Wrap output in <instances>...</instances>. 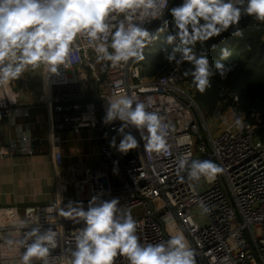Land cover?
I'll return each instance as SVG.
<instances>
[{
  "label": "built area",
  "instance_id": "obj_1",
  "mask_svg": "<svg viewBox=\"0 0 264 264\" xmlns=\"http://www.w3.org/2000/svg\"><path fill=\"white\" fill-rule=\"evenodd\" d=\"M168 7L169 0L161 19ZM96 57L88 38L81 35L69 63L61 66L58 74L39 67L40 100L50 121L47 140L55 178L54 199L24 209L18 204L0 206V264L19 261V252L6 241L14 233L16 215L28 218L26 209L34 210L32 215L39 217L44 228L52 226L64 234L58 247L51 250L49 264H69L70 250L75 246L74 232L82 225L56 212L49 214L45 209L61 200L64 204L69 200L82 201L86 208L94 195L104 199L119 197L126 209L142 206L141 215L133 216L140 222L138 235L142 241L156 243L183 229L196 249L197 264H264V141L257 135L263 123L262 113L253 112L256 117L253 123L229 106L232 114L241 117L242 125L237 126L233 117L214 135L207 113L199 107L194 91L186 88L188 83L179 67H171L157 77H145L137 61L112 68L109 62L98 61ZM89 69L99 76L98 99L87 100L86 90L79 82L82 70ZM126 92H135L141 99L153 97L149 110L159 111L165 117L170 155L146 150L139 131L132 127L126 131L137 138V149L124 155L110 146L113 137L119 143L117 129L122 122L102 123L107 108L105 97ZM22 94L20 79L0 88V120L14 124L17 113L28 115L19 107ZM226 110L216 113L219 119H223ZM67 127L96 130L101 141L99 153L104 158L102 165L92 166L82 175L74 170L70 177L64 173L65 158L56 132ZM104 136L107 142L102 140ZM32 141L22 134L14 142L0 145V158L11 157L17 148L31 155ZM185 152H190L194 159H212L225 171L211 181L192 182L178 165V157ZM201 201L212 209L209 213H202ZM117 264L128 261L118 257Z\"/></svg>",
  "mask_w": 264,
  "mask_h": 264
},
{
  "label": "clouds",
  "instance_id": "obj_2",
  "mask_svg": "<svg viewBox=\"0 0 264 264\" xmlns=\"http://www.w3.org/2000/svg\"><path fill=\"white\" fill-rule=\"evenodd\" d=\"M166 6L167 0H0V88L19 80L29 68L43 66L58 74L60 67L69 63L81 35L88 38L97 60L109 62L112 68L142 61L145 48L158 39L169 20L164 19L155 33L145 25L161 19ZM167 11L173 30L165 43L174 47L166 52L165 59L176 65L189 62L193 67L185 75H191L200 93L211 87L213 75L218 72L225 78L233 66L223 62L231 56L230 49L221 48L214 71L207 48L198 54L196 43L219 37L230 28L229 35L241 36L238 25L242 14L264 22V0H180ZM105 98L102 123L122 122L117 129L119 143L113 137L111 147L124 155L137 149V138L126 131L132 127L139 131L146 150L171 154L165 117L149 110L154 103L152 96L141 99L135 92H126ZM233 117L241 126V117L235 113ZM178 165L192 182L211 181L225 171L214 160L194 159L190 152L178 157ZM199 207L204 214L212 210L203 201ZM45 210L82 225L74 232L69 264H117L118 257L126 258L128 264H197L196 249L183 229L156 243L142 241L140 222L130 209L121 206L119 197L94 195L86 208L82 201L64 204L61 200ZM33 211L26 209L28 218L16 215L14 233L6 242L19 252V264H49L50 252L64 234L52 226L44 228Z\"/></svg>",
  "mask_w": 264,
  "mask_h": 264
},
{
  "label": "crops",
  "instance_id": "obj_3",
  "mask_svg": "<svg viewBox=\"0 0 264 264\" xmlns=\"http://www.w3.org/2000/svg\"><path fill=\"white\" fill-rule=\"evenodd\" d=\"M79 82L85 88L87 100L99 97V76L91 69L82 70ZM23 94L14 124L0 120V145L14 142L20 135H28L34 141L31 155L17 148L11 157L0 158V206L18 204L22 209L36 203H50L54 199L55 178L49 153V113L40 100L41 83L39 67L29 68L20 78ZM61 139L65 163L63 171L85 174L92 166L102 165L99 138L95 129L76 130L67 127L56 132ZM107 142V138L102 137Z\"/></svg>",
  "mask_w": 264,
  "mask_h": 264
},
{
  "label": "trees",
  "instance_id": "obj_4",
  "mask_svg": "<svg viewBox=\"0 0 264 264\" xmlns=\"http://www.w3.org/2000/svg\"><path fill=\"white\" fill-rule=\"evenodd\" d=\"M180 3V0H169L171 8ZM169 20V26L164 32L158 34L154 40L145 48V59L137 61L145 77H157L166 73L171 67H179L181 73L192 89L194 98L207 115L216 114L232 106L235 112H241L249 122H255L253 112H261L263 123L257 129V135L264 141V22L257 21L254 17L242 14L239 28L241 36L229 35L228 32L221 33L219 37H213L208 41L197 42L196 51L207 48L210 64L213 66L220 57L221 48H228L231 56L223 61L233 66L232 71L225 78H221L218 72L211 79V87L200 93L192 83L191 75H185L192 69L189 62L176 65L165 59L167 51H171L174 44H166V36L173 30L170 13L166 11L164 18L153 22L148 28L155 33L156 29L163 25V20Z\"/></svg>",
  "mask_w": 264,
  "mask_h": 264
},
{
  "label": "rangeland",
  "instance_id": "obj_5",
  "mask_svg": "<svg viewBox=\"0 0 264 264\" xmlns=\"http://www.w3.org/2000/svg\"><path fill=\"white\" fill-rule=\"evenodd\" d=\"M186 88H189V84H185ZM190 91V89H188ZM195 97V96H194ZM232 111H231V108L229 107L224 113L222 116L223 119H219V116H217L216 114H213V115H207V119H208V123H209V126L212 130V133L214 135L218 134L220 131H222L224 129V127L230 123V121L233 119V116H232ZM195 155L197 157H199V153L195 150L194 151ZM110 172V167H109V171ZM65 174H67L68 177H70L69 173L67 172H64ZM113 182H116V179L115 178H112ZM131 212H132V215L135 216V215H141L140 213L143 212V207L142 206H137V207H134V208H131L130 209ZM175 232V231H174ZM3 264H19V261H4Z\"/></svg>",
  "mask_w": 264,
  "mask_h": 264
},
{
  "label": "water",
  "instance_id": "obj_6",
  "mask_svg": "<svg viewBox=\"0 0 264 264\" xmlns=\"http://www.w3.org/2000/svg\"><path fill=\"white\" fill-rule=\"evenodd\" d=\"M98 99V98H97ZM34 143V141H32V144Z\"/></svg>",
  "mask_w": 264,
  "mask_h": 264
}]
</instances>
